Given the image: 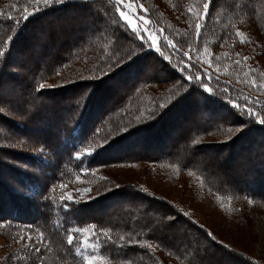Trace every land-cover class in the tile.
<instances>
[{
    "label": "trees",
    "instance_id": "16d2710c",
    "mask_svg": "<svg viewBox=\"0 0 264 264\" xmlns=\"http://www.w3.org/2000/svg\"><path fill=\"white\" fill-rule=\"evenodd\" d=\"M129 1L138 9L137 14L142 16L147 24V28H140L138 31L140 36L144 38V50L148 52L141 53L127 66L119 70L114 80L120 82L118 79L122 76H132L133 79H137L143 72L147 71V68L152 72L151 76H143L137 80L135 84L131 85V89L124 94L123 100H113L112 107H109L111 103L106 105V100L103 101L100 90H105L106 87L100 86L102 81L91 79L92 77L100 78L101 73L95 75L94 72V76L83 77V81H80L82 79L77 80L78 85L87 88L85 92L76 94L77 87H72L67 90L59 102L53 101L52 106L47 111L45 110L31 120L26 119L33 124L29 128H38L42 133L41 135L29 136L28 133L21 130L20 126L23 124L19 121L10 120L15 123L14 128L4 124L5 127L7 125L16 133L12 139L24 142L21 145L24 149L22 154L28 155L32 161L40 162L38 160L40 158L30 156V151L41 145L52 150L55 156L49 162L41 160L40 169L32 165V169L36 172L26 174L20 168L9 164L11 163L9 161L18 158L12 155V151L6 147L10 143H5L6 138L0 134V264H37L39 260H42V264H86L84 256L77 254L76 248H80L82 253L84 250L89 253L90 246H95L98 256L117 263L167 264L160 259V252L168 250L172 258L179 261L177 264H189L192 254L183 247L181 248L180 244L169 243L166 240L164 229L161 230L157 226L154 234H149L148 229L145 228L146 224L153 222V217L156 214L154 210L167 212L170 206L166 207V204L163 203L164 209L160 207L156 209L153 207L155 200L141 199L142 196L137 190L124 187H113L111 191L101 192L102 194L99 196L96 195L99 190H96L95 194H91L93 199L67 201L65 195L66 189L74 187L84 179H90L93 188L97 189L100 184L104 183L102 170L107 166L106 162L108 161L102 163L99 162V158H116L124 153L123 150L130 144L136 143L137 136H143L146 131L148 132L146 133L147 136L149 135L148 141L153 145L152 141L154 140L159 145L148 147L145 144L149 142L144 143L141 140L140 144L144 152H153L154 149L157 150L155 152H162L168 147L167 140L171 136L166 137V127L171 124L166 123V117L181 105H183V115L189 117L190 110L185 103L189 101L192 104L190 101H193L192 99L195 101V98L199 97L198 92L194 89L184 98L177 100L156 120L153 121L149 117L153 111L157 113L161 111L159 105L170 104L184 89L189 87L188 84H184L181 88L182 76L187 79L188 76L195 74L197 79H202L209 84L216 97L205 102L207 110L205 108L200 110L203 116L206 114L208 117H212L211 124L206 123L193 127L192 124L181 123L182 125L178 128L177 126L180 124L178 123L176 126H170L171 130L174 128L180 132L188 129L178 142L186 150L190 148L219 150L222 149V146H229L228 157H230L233 153L232 148L244 149L251 142L245 136L249 133L253 134L254 145L256 144L255 146L261 149L254 156L252 155L251 159L249 158L256 161L255 169L251 167L253 173L251 170L246 171V174L245 172L239 174L237 179L239 185L248 188H241L238 187V184L221 179L216 171L209 167L211 165L207 159L203 164L198 162L197 152H189L186 155V153L177 152L175 148L176 150L173 149L174 152L172 150L165 155H148L147 157L154 159L151 162L157 165L173 167L178 171H189L190 174L198 176L203 184L208 187L210 193L212 191L215 196H221L229 201L226 202L229 203V206L225 203L217 202V204L226 213L231 210L232 215L230 217L238 216V212L246 208L242 201L246 203L251 200L257 205L264 206V145L261 142L264 141V125L256 122L237 133L239 120L247 119V115L237 117V121L234 120L236 123L233 121L234 116L229 118L227 116L232 115L229 109L232 107L231 102L233 100L240 105L239 110L241 112L246 113V109L252 107L255 112L264 116V87L260 84L255 86L249 82V79L244 81L241 77H237L242 70L239 69L240 66L236 65L241 61L245 64L249 62L247 68H250L249 70L253 72L254 77L258 76L255 75L257 71L261 72L264 68V59L261 58L264 55V0H212L206 18L203 5L208 0H186L185 5H182L185 0H167L168 3L171 2L175 8L181 10L183 15L172 14L167 9H163V5L157 3V0ZM83 3L85 0H65L63 4L57 3L45 7L42 2L37 4L36 0H0V48H3L7 54L5 57H0V64H3L7 59L4 78L3 81L0 80V88L3 87L5 80L8 81L7 83L12 81L11 79L8 80V77L17 82L15 79L17 75L12 70V72L8 71V66L13 62L11 58L17 55L16 53L29 58V60L37 58L35 63L29 66L30 68H24L27 77L32 78L26 83L25 91L36 96L35 88L39 84L46 85L56 77V73L60 75L61 65L59 63L63 61V58H67V60L62 67L65 65L66 68L72 69V67H76V62L83 61L90 62L93 64L92 70L98 71L104 69L102 67L108 69V64L111 63L109 57L113 55L114 49H118L121 54L128 49L120 50V46L113 43V31L116 29L107 24V20L111 19L120 25V30L116 31L117 36H120V31L126 33V36L120 37L119 44L130 42L126 37H131L132 31L139 26L138 24L135 27L130 26L128 20L126 21L121 15V10L124 9L122 5L125 3H121L119 0H86L88 7L82 6ZM186 5L190 6L186 7ZM96 7L99 10H96ZM34 8L38 10L33 11ZM194 8L195 10H193ZM29 13L32 14L28 15ZM217 13L221 15L219 16ZM193 15H195L194 21L202 19L203 25L201 23L202 26L199 31L196 28V22L192 21ZM100 16L104 17L103 21L99 19ZM221 16L225 17L222 18ZM57 20L76 23V42L66 41V44L71 46L70 49L61 50L55 54L52 62L45 63L50 52L48 51L49 48L44 46L50 41L53 35L51 33H54L50 22ZM228 20H233L236 24H230ZM42 21H46L48 24L42 25ZM85 21L91 23L86 25ZM96 24L100 26V30L94 32L91 29ZM237 24L241 31L243 30L248 35L239 36L238 31H236ZM47 31L48 39L40 36ZM149 32L156 37L155 47L151 49L148 47L152 43ZM229 32H233V35L230 36ZM10 36L15 37V39L9 41ZM139 38L135 37L134 39L139 40ZM236 38L240 41L241 51L244 53H239L241 56L237 57L239 59L236 63L229 60L226 62L221 58L224 53H218L217 50H220V46H228L227 51L233 53L236 47ZM220 39H223L222 44ZM169 41L171 43H168ZM19 46H23L24 49L20 50ZM133 47L135 51H139L137 45H133ZM9 48H11L10 52L8 51ZM40 48L42 50H39ZM156 48H159L160 51L156 52ZM185 53L188 55H184ZM82 68L83 66L79 68V72ZM226 75L245 84L244 88L248 89L244 90L252 95L249 96L241 92L243 94L240 96V90L232 86L234 83H231ZM116 76L120 77L117 78ZM160 81L171 84L172 88L169 92L158 94V92L150 89ZM108 83L110 88L116 85L113 79H109ZM190 83L195 84V80ZM11 85L13 86L10 88L17 87V84ZM231 86L234 90H231ZM241 86L243 85L241 84ZM58 89H43V95L37 97V103L43 101L46 104L45 108H47L48 101L59 93ZM73 94L74 97L77 96L76 101L66 104L64 100L68 98L67 95L70 98ZM220 106H223L222 110L218 108ZM185 107L188 111L183 110ZM6 110H11L14 115L19 117L22 115L15 108L9 109L7 107ZM223 110L226 111L225 114H216ZM97 120L99 121L96 124ZM231 120L233 122H228ZM193 121L194 119H192ZM133 124L135 125L133 126ZM163 124H167V126L164 127ZM136 125L139 126L135 128ZM161 126L164 128H161L159 134H151L152 130L155 133L158 132ZM122 129H128V131L122 132ZM223 133L225 136L232 137L226 143H220L221 141L197 143L198 139L202 137L206 139L212 136H220ZM58 136L62 137L61 139L64 141H68V145L61 142V139L57 141ZM121 138L123 141H119ZM193 141H196V144H193ZM62 143L66 147L64 150L66 154L60 159L58 149L55 146L60 147ZM119 145L121 146L117 148L116 146ZM100 146H103L102 149ZM89 149L94 151L85 155L82 162L76 159L75 153L77 151L83 153ZM27 152L29 154H26ZM261 155L262 157H260ZM138 160L140 158L124 159L121 164L136 165ZM251 178H253V184L251 181L248 186L247 179ZM30 180L37 187L36 195L23 194L22 191H19V186L26 185V182ZM46 189L49 197L48 202H45L40 195L42 190ZM248 189L263 193L261 196L254 195ZM124 195L131 200L126 205L131 208L124 211L125 217L128 216L123 218L117 215L118 220L116 221L105 220L103 218L105 211L100 210V207L105 204L106 207H110ZM210 195L216 199L212 194ZM76 201L80 203L77 204ZM239 202L242 203L241 206H238L237 203ZM160 203L162 201L158 200L157 204L160 205ZM145 206L149 208L148 214L143 210ZM74 209H78V211H74ZM199 225L196 223L195 226L189 227L187 224L189 228L194 230H198ZM108 229L111 231H107ZM180 233L183 234V237L187 235L186 229H182ZM30 234H43L44 236V241L37 246L41 249L39 256L31 250V245L25 247L20 241V237H28ZM68 235L74 237L72 245L67 243ZM106 237L111 239L108 240ZM120 237L125 239L121 240ZM129 237L141 242L152 240L155 246L147 249L146 246L128 244ZM202 238L203 236L200 237V239ZM187 241L184 238V244H187ZM19 243L21 248L18 247V250L12 253V247ZM121 245L123 247H120ZM136 251H145L143 257L137 261L138 263L127 255ZM256 261L258 264H264L259 260ZM169 264H175V262L171 260Z\"/></svg>",
    "mask_w": 264,
    "mask_h": 264
},
{
    "label": "rangeland",
    "instance_id": "374dc122",
    "mask_svg": "<svg viewBox=\"0 0 264 264\" xmlns=\"http://www.w3.org/2000/svg\"><path fill=\"white\" fill-rule=\"evenodd\" d=\"M119 1L121 3H125L124 5H122L124 9L121 11L123 13V18L128 17L127 19L128 22L131 21V23H129L130 26L135 27L138 24L139 27L138 28L135 27L137 30L140 28H147L145 19H143L142 16H140L139 14H134L132 9L129 8V6L132 4L129 0H119ZM168 2L169 1L167 0H157V3L163 5V9L164 8L167 9V11L171 12L172 14L183 15L181 10L175 8L171 2L170 3ZM186 3L187 1L185 0L182 2V5H185ZM189 6L190 5H186V7H189ZM95 9L99 10L98 7H96ZM135 9L138 10L136 7ZM193 10H195V8ZM217 14L219 16L221 15L219 13ZM221 17L224 18L225 16H221ZM194 18H195V15L192 16V21H194ZM228 21H229L228 23L230 24H236L233 22V20L232 21L228 20ZM113 22L114 21H112L111 19L107 20V24L110 26H113ZM194 22H196V24H199L200 27L203 25L202 19L201 20L198 19ZM41 23L42 25L48 24L46 21H42ZM50 24L49 25L51 26L54 33H51V35L52 34L53 35L50 41L45 43L46 46H44L46 48H49L48 51L50 52L49 58L47 59L45 63L52 62L51 60L53 59L55 54H58L59 52H61V50L65 48L70 49L71 46L69 44H66V41L76 42L75 35L77 33V30H76L77 26H76V23H74V21L73 23H70V22L68 23V22L57 20V21H52V23L50 22ZM236 26L238 27V24ZM239 29H240L239 27L236 29V31H238L237 33L239 36L242 37V35L244 34L248 35L246 32H244L243 30L241 31V29L240 30ZM149 33H150V38L152 39L153 35L151 34V32ZM229 35L230 36L233 35V32H229ZM40 36L41 37L43 36L44 38L48 39L49 38L48 31L44 32ZM120 37L123 38L124 36L120 35ZM220 42L222 44L223 39H220ZM129 43L122 42L121 44H119L120 46L119 49L120 50L127 49ZM19 49L23 50L24 48L23 46H19ZM227 49H228V46H220V50H217L218 53H224L222 54L221 58H223V60H226V62L227 60H229V61L236 63L237 59H239L237 57L241 56L239 53H242V54L244 53L241 51L240 41H238L237 38H236V47L233 53L228 52ZM39 50H42V49L40 48ZM16 54L17 55L13 56V58L10 57L11 61L13 62L11 65L8 66V71L9 72L13 71L17 75V78H15L17 82L14 81L12 78L8 77V80L11 79L12 81H9L10 83H7L8 81L5 80V83H3L2 85L3 86L2 89L6 93H11L12 95L19 94L21 90L25 91L26 83H28V81L32 78L27 77V72L26 70H24V68H30L29 66L33 65L35 61L37 60V58H33V60L32 59L29 60V58L27 59L18 53ZM228 55H230L231 57ZM261 58L264 59V55H262ZM66 60L67 58H63V61L59 63V65H61L60 67L61 69H59L60 75H57L58 73H56V77L52 79L48 84H46V85H59V87H46L48 89L49 88H59L58 89L59 93L57 95H54L53 98L48 101V107L44 108L43 112L45 110L47 111L48 108L52 106L53 101L56 100V102H59L61 97H63V95L66 94L67 90L71 89L72 87L74 88L75 86L77 87L76 94L85 92L87 88L83 85H78L76 83L77 80L82 79L80 81H83V79L86 77L94 76L93 74L94 72H95V75H97V73L98 74L101 73V70H98V71L92 70L93 64H90V62L78 61L75 63L76 67L74 68L72 67V69L68 67L66 68L65 65L62 67V65L64 64ZM250 64H251L250 66H252V63ZM236 65H238V67L240 66L239 69L242 70L240 71V74L237 77H241L244 81H247L249 79V82H252V83L253 81H255V86H258L260 84L261 86L264 87V68L261 72L257 71L255 75H258V76L254 77L253 72L249 70L250 68H247V65H249V62L245 64L243 61H241L239 63H236ZM81 66H83V68L79 72V68ZM102 68H104L103 70L105 72L108 71L107 67H102ZM70 71H71V74H70ZM18 73H25V74L19 75ZM235 74L236 73L234 72V75ZM148 75L151 76L152 72L148 70L147 68V71L143 72L139 76V78L137 79L135 78L136 80L133 79L132 76L130 77L122 76L121 78H119L120 76L119 77L116 76L117 78H119L118 80H120V82H118V85L116 84L117 86L115 85L113 88H110L108 86L109 79H105L104 81H102V84L100 85L103 88L106 87L105 90H100L102 91L101 93L103 95L102 96L103 101L106 100V103H105L106 105L111 103L109 107H112L113 100L114 101L116 99L119 101L123 100L125 98L124 94L127 93L131 89L132 87L131 85L135 84L137 80H139L141 77L148 76ZM226 77L228 76L226 75ZM228 78H229V81H231V83L232 82L234 83L232 86L240 90L239 92L240 96L243 93L248 94L249 96L252 95L248 91L244 90V89H248V88H244L245 84L241 83L240 81H237L236 79H233L234 77L233 78L228 77ZM65 81H67V83ZM173 82H176V80H173ZM11 84H17V87L10 88L13 86ZM241 84L243 86H241ZM170 86H171L170 83L160 81V82H157V84L151 87L150 89L155 92H158V94H165L169 92L170 89L172 88V86L171 87ZM232 86H231V90H234ZM70 94L68 95L70 96ZM68 95H67L68 98L64 100L66 104L68 103L70 104V102L76 101L75 98H77V96L74 97V94H73L71 95L72 97L69 98ZM252 98L254 99V97ZM195 99H196L195 101L197 102L198 98L196 97ZM192 100L193 101H190L192 102V104H190L189 101L185 103V105L189 107V110H190L189 117H187V115H183L182 109H181L183 105H181L179 108L173 110L166 117L165 119L166 123L171 124L170 126H173V125L176 126L178 123H180L177 126L178 128L180 127V125H182L181 123L183 124L185 123L186 125L192 124L193 127L200 126L206 123L211 124L213 121L212 117H208L206 114L203 116L200 113V110H198L197 108V103L194 101V99ZM0 107H4V111L0 112V126L2 125L0 127V134L2 135V137L4 136V138H6L5 143H10L9 145H6V147H8L10 151H12L13 156H16V158H18L16 160L9 161L11 163H9L8 161L6 162L14 167L20 168L21 171H23L26 174H33L36 171L32 169L31 167L32 165H34L37 169H40L41 167L39 166H42L41 160L49 162L51 158L55 156V154H53L52 150H50L48 147L41 145L40 147L38 146L34 150L30 151L31 152L30 156L40 158L38 159L40 160V162H38L37 160L32 161V159H30L28 155L22 154L24 151L22 146H19V147L10 146V145H16L18 143V141L12 139L16 135V133L13 132L14 130L10 129L7 125L6 127L4 125L6 123L10 127L14 128L15 123L11 122L10 120H13L16 122L18 121L22 122L23 125H21L20 128L24 132L28 133L29 136L30 135H41L42 133L39 131L38 128H34V129L29 128L31 127L30 125H33V124H31L27 120L22 121L20 117L18 115H14V113H12L11 110L9 111L6 110L7 109L6 106L0 105ZM187 107H185L183 110L188 111L186 109ZM206 108L205 110H207ZM218 108L222 110L223 106H220ZM107 111L108 109L106 110V112ZM225 112L226 111L223 110L216 114L222 115V114H225ZM237 112H241V111L237 109ZM227 116L228 118L233 117V115H230V114ZM227 116H226V119H227ZM192 119H194L193 122H192ZM234 120L237 121V117H235L233 121ZM98 121L99 120H97L96 124L98 123ZM233 121L231 120L228 122L231 123ZM134 125L135 124H133V126ZM138 126L139 125H136L135 128H137ZM163 126L166 127L167 124L166 125L163 124ZM163 126H161L158 132L156 133L153 132L152 130L151 134L153 133L159 134L161 132V128L162 129L164 128ZM170 126L166 127L167 128L166 137L171 136V138L167 140L168 147L164 151L155 152L157 150L154 149L153 152L151 151L144 152V150L141 147L142 145L140 144L141 140H143L144 143L149 142L148 143L149 145L147 143L145 144L148 147H151V146L157 147L159 145V144H156V141L154 140L152 141L153 145L151 144L150 141H148L149 135L147 136L146 133L148 132L146 131L143 136L141 135L139 137L137 136L135 139L136 143L130 144L125 150H123L124 153L120 154L116 158H113V157L112 159L103 158V157L99 158V162L103 163L106 160L108 161L106 162L107 166L104 167L102 170V173L104 174L103 176L104 183L100 184L97 187V189L93 188L92 183L90 182V179H84V180H81L79 184L75 185L74 187H69L68 189H66L65 195L67 197L70 195L72 197V200H80V199H85V198L89 199L91 194L92 195L95 194L96 190H99V192H104L105 189H109V188L112 189L113 187H115V185H121V187H124L126 189L129 188L131 190H137L139 194L142 196L141 199L149 198V199L155 200L153 203V207L156 209L158 207L164 209V207H162L164 204H166V207L167 206L169 207L170 204L168 202H171V204H174L177 208H182L183 211L189 213V216L191 217L192 221H196L197 224H203L204 230L212 231L213 234L217 236L218 240H223V242L227 244L230 249L236 250L235 253H230L227 251L223 253H218V256L216 258L217 264H258L256 260H259L264 263V206L257 205L251 200H248L246 203L242 201V203H244L243 205H246L245 206L246 208L242 211H239L238 216L230 217V215H232L231 210H229L226 213L223 210V208L217 204V202L225 203L227 206H229V203H226L229 201H227L225 198H222L221 196H215L212 191L210 193V190L208 189V187L205 184H203V182L200 180L198 176H195L194 174H190L191 172L189 171H178L173 167L157 165L156 163L151 162L154 159L147 157L148 155H156V156L165 155L167 152H171L175 148L177 149V152L186 153V155L189 152H197L198 162L203 164L205 159H207L210 163L209 165H211L209 167L212 168L213 171L215 170L216 173L221 177V179L228 180L229 182H233L236 185L238 184V187L248 188L247 186L243 187V185L241 184L240 186L238 183L239 181L237 179L239 177V174H244V172L246 174V171H250L251 167L255 169L256 161H252L250 159L252 158V155L254 156L255 153L259 152L261 149L256 147L255 146L256 144L254 145V142L252 141L254 137L253 134L249 133L247 134L248 136L247 135L245 136L246 138H249L251 141L248 143V146L244 148L246 150L244 149L238 150V148H232L233 153H231V156L228 157L229 146H222L221 147L222 149H219V150L210 149V148H203V149L190 148L186 150L184 147H182V144L179 142L181 138L183 137V135L185 134V132L188 131V129H184L183 131L180 132V131H176L178 129L174 130V128L171 130ZM1 130L5 132H2ZM61 138L58 136L57 141H60ZM226 138H228V136H225L223 133V134H220V136H212L206 139L202 137L198 139L197 143H201V142L212 143V142H218V141L220 142V141H225ZM204 139L205 141H202ZM119 141H123V139L121 138L119 139ZM119 141H118V144H119ZM61 142L68 145V141H64V139H61ZM261 142H262V145H264V141H261ZM63 143L60 145V147L58 145L57 147L55 146V148L58 149V155L60 159L64 157V155L66 154V152L64 151L66 147L63 146ZM120 146L121 145L116 146V147L118 148ZM41 149H45V152H41L40 151ZM135 151H138V152H135ZM18 152H20L21 154ZM48 152H50L51 155H47L46 153ZM85 152L86 151H83V153ZM172 152H174V150ZM26 154H29V153L27 152ZM260 157H262V155ZM129 158H140V160L136 162V165H128V164L122 165L121 164V161H123L124 159H129ZM251 173H253L252 170H251ZM253 178L247 179L248 186L250 185ZM252 184H253V181H252ZM19 189H20L19 191H22L23 194L36 195L37 187L35 183L31 182L30 180L26 182V185L19 186ZM86 189L88 191H85ZM141 189H146L147 191L145 192V191H142ZM249 192L254 195H258V196H261L263 193L257 190H253V191L249 190ZM210 194H212L216 199H214ZM158 200L162 201L160 205L157 204ZM130 202L131 200L129 199V197L126 198V196L124 195L123 197H120L119 200L110 207H106V204L102 205L100 207V210L105 211L103 213V216H104L103 218L107 221L118 220L117 215H120V217L126 218L128 215L125 217L124 211H128V209L131 208L129 205L126 206ZM242 203L239 202L237 204L238 206H241ZM182 229H186L187 231V235L184 237H183V234L180 233ZM204 230L198 231V230L189 228L187 224H185L181 220V222L175 227L164 228V232H165L164 234L166 236V240L169 243L173 242L175 243L174 245L180 244L181 248L183 247L184 249H186L187 244H184V238L188 240L190 236H193V235L202 237L203 236L202 232ZM29 236L33 238L32 241L29 242L27 241V239H25L23 241V246H25V244H28V245L35 244L36 246H38L40 242L44 241L43 234H30ZM20 241H21V237H20ZM148 242L152 246H155L152 240H148ZM205 242L206 241H204L203 238L200 239L201 244ZM18 247L21 248L20 243L15 244L12 247L11 252L15 253L18 250ZM187 251L192 254L191 248H188ZM144 253L145 251H136V252H131L130 253L131 256L130 254H127V255L129 256V258H132L136 260L137 262L143 257ZM85 255L101 257L97 255L95 246L94 247L90 246L89 253L86 250H84L82 256H85ZM104 258L103 260L93 261V264H131L130 262L117 263L114 261H108V259L106 258L104 259ZM160 259L162 261H165L167 264L171 263V260L174 261L175 264L179 263L177 259L175 260L174 258H172V255L168 252V250L160 252ZM151 264H154V263H151Z\"/></svg>",
    "mask_w": 264,
    "mask_h": 264
},
{
    "label": "snow or ice",
    "instance_id": "6c2138e0",
    "mask_svg": "<svg viewBox=\"0 0 264 264\" xmlns=\"http://www.w3.org/2000/svg\"><path fill=\"white\" fill-rule=\"evenodd\" d=\"M42 2L45 7H48L52 4H63L65 3V0H36V3ZM212 3V0H208V2L204 3L203 5V10L205 13V18L208 14V9ZM82 6L88 7V4L83 3ZM37 8H34L33 11H37ZM91 13V12H90ZM32 13H29L28 15H31ZM123 16V13H121ZM99 19L103 21L104 17L100 16ZM125 20L128 19V17H124ZM91 22L85 21V24H89ZM131 23V21H129ZM113 26L116 29V31L120 30V25L117 22H113ZM197 30L199 31L200 25H196ZM92 31H99L100 26L98 24L92 26ZM116 31H113V37L114 41L113 43H116L119 45L120 41V36L116 35ZM121 36H126V33L123 31H120ZM242 35V33H241ZM135 37H140L139 40L134 39ZM9 41H12L15 39V37H9ZM127 39L130 41L128 45V49L124 51L122 54L118 51V49L113 50V55L109 57L111 63L108 64V71H104L101 69V76L100 78L92 77L91 79H97L98 81H103L105 79H113L114 84L118 85V82L114 80V77L116 73L121 70L123 67L127 66L129 62L133 61L136 57H138L141 53H146L148 51H145V45H144V38L140 36V33L138 30L134 29L132 31L131 37H127ZM155 41L156 37L152 36V43L149 44V49L152 47H155ZM168 43H171L170 41ZM133 45H137L139 48V51H135ZM174 47V46H173ZM9 52L11 51V48L8 50ZM160 49L156 48V52H159ZM154 54V53H153ZM7 54L3 48H0V57H5ZM155 55V54H154ZM184 55H188L185 53ZM7 65V59H5L3 64H0V80L3 79L4 74H5V67ZM19 75H24L25 73H18ZM34 78V77H33ZM195 80V84H191L190 82ZM181 81H183V84H181V88H183L184 84H188L189 87L187 89H184V91L178 95L174 101H172L168 105H159L160 107V112L157 113L153 111V113L150 115V119L153 121L156 120L167 108H169L170 105H172L174 102H176L179 99L184 98L186 95L190 94L194 89L196 92H198L199 97L197 100V108L198 110H202L206 108L205 102L212 98L216 97V94L214 90L209 86L208 83L203 81L202 79H197L195 74L188 76L187 79H185L183 76L181 77ZM67 83V81H65ZM253 84H255V81H253ZM46 87H59V85H45V84H39L37 88H35L36 96H33L30 92H25L24 90H21V92L17 95H12L11 93H6L2 88H0V105L6 106L9 109L15 108L17 111H19L22 115L20 116V119L23 120H31L34 117L40 115L44 108L46 107V104L42 101L41 103H37V97L42 96V90L45 89ZM232 107L229 109V112L232 113L234 117H239V116H244L245 114L247 115V119H240L239 120V127L237 128V133H240L243 131L244 128L258 122L260 125H264V116H262L260 113L255 112L252 107H248L245 112H237L234 111L236 109H240V105L233 100L231 102ZM79 106V105H78ZM4 111V107H0V112ZM122 132H127L128 129H122ZM232 137L226 138L225 141H221L220 143H226L228 139H231ZM23 141H19L16 145H10L13 147H19L23 144ZM110 143V142H109ZM193 144H196V141L192 142ZM101 149L103 146H100ZM41 152H45V149H41ZM92 151V149L87 150L85 153H81L80 151H77L75 153V157L78 161L83 160V157L85 155H89ZM47 155H51L50 152L46 153ZM116 188H120L121 185H115ZM112 189H105L106 192L111 191ZM142 191H147L146 189H141ZM85 191H88L87 189ZM102 193L97 191L96 195L99 196ZM42 196L43 200L45 202L49 201V197L47 195V189L42 190L40 193ZM62 200L64 199L63 197L61 198ZM89 199H93V197H89ZM72 197L69 195L67 197V201H71ZM76 203H80L79 201H76ZM170 204V208L167 212H162L160 210H154L156 213L153 217V222L151 224H146L145 228L148 229L149 234H154L156 231L157 226L160 227L161 230L164 228H172L177 226L181 220L183 219L184 223L188 224L189 227L195 226L196 221H192L191 217L189 216L188 212L183 211L182 208H177L174 204H171V202H168ZM66 205V201H65ZM144 212L148 214L149 208L148 206L144 207ZM74 211H78V209H74ZM204 230V225L200 224L199 229ZM105 231V230H101ZM107 231H111L108 229ZM203 238L206 241L205 243L201 244L200 243V237L199 236H190L187 242V247L186 251L188 248L192 249V259L189 260V264H217V256L218 253H223L225 251L230 252V253H235V249H230L227 244L223 242V240H218L217 236L213 234L212 231L204 230L202 232ZM108 240H110V237H106ZM25 239L27 241L31 242L32 237H21V241L23 242ZM121 240H124V237H120ZM74 241L73 235H68L67 237V243L69 245H72ZM128 244H137L141 246H146L147 249H151L152 245L148 242V240L140 241V240H133L132 238H128L127 240ZM25 247H28V244H25ZM120 247H123L122 245ZM31 250L34 251L37 256H39V253L41 249L37 247L35 244H31ZM94 250V249H93ZM77 254L83 255L82 250L80 248H76ZM84 260L86 264H93V261L95 260H103V257H96V256H89L85 255ZM37 264H42V260H39Z\"/></svg>",
    "mask_w": 264,
    "mask_h": 264
},
{
    "label": "water",
    "instance_id": "95a60500",
    "mask_svg": "<svg viewBox=\"0 0 264 264\" xmlns=\"http://www.w3.org/2000/svg\"><path fill=\"white\" fill-rule=\"evenodd\" d=\"M129 8H131L134 11V13L137 14V10L135 9V7L133 5H130Z\"/></svg>",
    "mask_w": 264,
    "mask_h": 264
},
{
    "label": "bare ground",
    "instance_id": "6f19581e",
    "mask_svg": "<svg viewBox=\"0 0 264 264\" xmlns=\"http://www.w3.org/2000/svg\"><path fill=\"white\" fill-rule=\"evenodd\" d=\"M182 109V108H181Z\"/></svg>",
    "mask_w": 264,
    "mask_h": 264
}]
</instances>
